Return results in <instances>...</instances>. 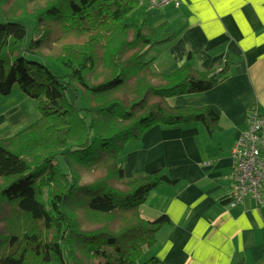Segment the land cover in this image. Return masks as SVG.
<instances>
[{
  "label": "trees",
  "instance_id": "trees-1",
  "mask_svg": "<svg viewBox=\"0 0 264 264\" xmlns=\"http://www.w3.org/2000/svg\"><path fill=\"white\" fill-rule=\"evenodd\" d=\"M147 6L0 0V94L16 85L38 111L0 138V264H163L150 249L171 220L139 207L174 179L161 169L127 178L120 152L156 124L198 121L211 133L210 107L169 99L212 88L233 58L204 71L188 54L157 72L146 57L172 35L162 38L164 22L148 24Z\"/></svg>",
  "mask_w": 264,
  "mask_h": 264
},
{
  "label": "crops",
  "instance_id": "crops-1",
  "mask_svg": "<svg viewBox=\"0 0 264 264\" xmlns=\"http://www.w3.org/2000/svg\"><path fill=\"white\" fill-rule=\"evenodd\" d=\"M153 10L148 24L164 22L162 38L172 35L151 58L157 72L173 71L188 54L204 71L220 69L228 56L233 61L212 88L170 98L175 106L210 107L218 114L211 133L198 121L156 124L123 154L127 178L161 169L174 179L155 186L139 207L145 218L165 213L171 220L150 252L163 264H264V191L259 203H228L231 149L246 127L247 108L256 104L264 113V0H182ZM37 117L35 100L18 88L0 94V138Z\"/></svg>",
  "mask_w": 264,
  "mask_h": 264
},
{
  "label": "built area",
  "instance_id": "built-area-1",
  "mask_svg": "<svg viewBox=\"0 0 264 264\" xmlns=\"http://www.w3.org/2000/svg\"><path fill=\"white\" fill-rule=\"evenodd\" d=\"M148 6L159 8L179 6L182 0H141ZM246 127L235 140L231 149L232 188L228 199L231 207L245 200L261 202L264 191V113L256 104L247 108Z\"/></svg>",
  "mask_w": 264,
  "mask_h": 264
},
{
  "label": "rangeland",
  "instance_id": "rangeland-1",
  "mask_svg": "<svg viewBox=\"0 0 264 264\" xmlns=\"http://www.w3.org/2000/svg\"><path fill=\"white\" fill-rule=\"evenodd\" d=\"M10 2H13V1H10ZM154 9V7H151V6H147V17H148V19L150 20V22L151 23H153V21H152V19L153 18H155L156 17V13H158L156 10H153ZM166 31H168V33L166 32H164V35L166 36V35H168V34H170L171 32H172V27H170V28H166L165 29ZM161 44H163V42H160V43H158V44H155L150 50H149V53H148V55H147V59H151V58H154V55H157L158 53H159V51L164 47V44L163 45H161ZM159 45H161V46H159ZM152 63V62H151ZM153 66V65H152ZM153 68H155V64H154V66H153ZM15 87L16 88H18L16 85H15ZM19 89V88H18ZM20 90V89H19ZM174 97V96H173ZM172 98V97H171ZM170 100V99H169ZM170 103H171V100H170ZM36 119V118H35ZM35 119H33V120H35ZM132 140H129L128 142H127V144L125 145V148H124V150H122L121 152H120V156H122L123 154H124V152H125V150L127 149V146H128V148L130 147V146H132V142H131ZM133 142H135V140L133 141Z\"/></svg>",
  "mask_w": 264,
  "mask_h": 264
}]
</instances>
